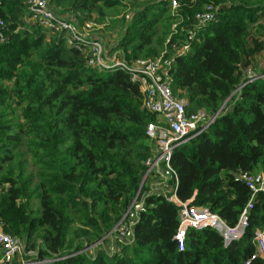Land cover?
I'll return each mask as SVG.
<instances>
[{"label":"trees","instance_id":"obj_1","mask_svg":"<svg viewBox=\"0 0 264 264\" xmlns=\"http://www.w3.org/2000/svg\"><path fill=\"white\" fill-rule=\"evenodd\" d=\"M49 2L56 12L75 15L81 23L111 19L108 30L119 22L113 17L127 10L119 25L124 34L113 50L123 51L130 63L157 58L163 51L171 59L189 45L175 56L173 91L188 102L189 114L220 113L209 129L176 149V195L181 202L194 198L193 203L234 227L251 196L239 176L264 171V77L249 83L247 77L264 54V0H177L176 10L166 0ZM210 4L218 8L217 19L201 27L196 15ZM30 19L27 0H0V20L9 26V41L0 44L4 231L38 249L40 259H59L51 264L248 261L255 232L264 228V192L255 198L240 243L225 247L217 230L189 229L180 251L174 239L179 208L168 200L171 191L149 194L148 182L156 177L141 189L138 202L144 196V207L132 242L112 256L103 248L84 252L103 239L101 245L108 244L107 235L130 209L155 146L147 127L157 115L143 108V95L127 74L88 66V57L64 37ZM35 196L40 198L37 212Z\"/></svg>","mask_w":264,"mask_h":264},{"label":"built area","instance_id":"obj_2","mask_svg":"<svg viewBox=\"0 0 264 264\" xmlns=\"http://www.w3.org/2000/svg\"><path fill=\"white\" fill-rule=\"evenodd\" d=\"M166 1L171 4L172 10L178 9L177 0ZM27 5L31 14L30 21L42 26L49 33L64 37L69 46L88 57V66L107 72L121 71L127 74L130 82L138 85L143 95V108L150 114L157 115V121L147 127V135L155 141V146L152 155L145 162L147 170L140 190L127 214L110 233L111 244L108 247L104 246L105 251L112 256L120 253L123 246L132 242L136 217L144 207V196L140 198V202L138 198L142 187L150 177L156 179L148 182L149 194L167 195L171 191L172 195L168 200L179 208V226L174 239L180 251L185 249L189 229L198 231L215 229L222 236L225 247L240 243L249 227L250 215L255 208V198L260 192H264V171L258 174L243 173L239 176L238 179L251 191V196L234 227L229 226L225 220L209 209L193 203L194 198L181 202L176 195L179 178L172 166L176 149L209 129L220 113L219 111L218 114L208 115L205 110H200L198 113L189 114L187 101L173 91L171 72L175 56L188 51L189 45L183 44L171 59H166L168 52L163 51L157 58L137 59L130 63L126 61L123 51H114V44L108 46L97 35L107 27L106 22L98 23L91 20L81 23L75 15L64 16L56 12L49 0H27ZM217 11V7L207 5L196 15L199 26L204 27L214 23L217 19ZM176 27L177 25H174L172 29ZM8 33L9 26L5 21L0 20V44L9 41ZM194 35L193 33L188 36V42L193 40ZM168 43L169 40L166 44ZM247 77L248 83L258 78L252 70L248 71ZM171 180L173 185L170 183ZM254 246V253L244 264H251L257 259L264 260V228L256 230ZM57 260L59 259H40L38 249L28 248L25 240L4 231V223L0 218V264H51Z\"/></svg>","mask_w":264,"mask_h":264},{"label":"rangeland","instance_id":"obj_3","mask_svg":"<svg viewBox=\"0 0 264 264\" xmlns=\"http://www.w3.org/2000/svg\"><path fill=\"white\" fill-rule=\"evenodd\" d=\"M140 2H142V0H140ZM127 12H128L127 10L121 9L120 12H119L118 14H116L115 17H113V18L119 20V22L117 23V25L115 26V28H111V29H109V30L107 29L109 26H111V25H110L111 19H108L109 21H108V20L104 21V22L107 23V27H106L102 32L99 31V32L97 33V35H98L101 39H103V40L106 42V44H107L108 46H111L112 44H114V43H112V42H115V46H117V44H118V39L124 34L123 31H120V27H119V25L121 24L122 16L125 15ZM94 17H96V16H94ZM115 19H114V20H115ZM94 21H96V22H98V23H102V22L97 21L96 19H94ZM263 21H264V20H263ZM106 29H107V30H106ZM116 52H117V51H116ZM250 70H252V72H253L258 78H260V77H264V76L262 75V71H264V54H260V55L257 56L256 64H255V66H254L252 69H250ZM223 107H224V106H223ZM29 169H31V168H29ZM32 208H33L36 212L39 210V208H40V198H39L38 196H35V197H34V199H33V201H32ZM109 235H110V234H108L107 236H109ZM103 240H104V239H103ZM103 240L100 241L101 244H102ZM100 242L94 244L93 246H90V247L86 248V249L84 250V252H86L87 254H92L91 250H93V251L95 252V250L97 251V250H99V249H101V248L105 249L104 245L99 244ZM110 244H111V242H109V243L106 244L105 246L108 247Z\"/></svg>","mask_w":264,"mask_h":264},{"label":"water","instance_id":"obj_4","mask_svg":"<svg viewBox=\"0 0 264 264\" xmlns=\"http://www.w3.org/2000/svg\"><path fill=\"white\" fill-rule=\"evenodd\" d=\"M235 93H236V92H235ZM235 93H234V94H235ZM187 104H188V102H187ZM221 109H222V108H221Z\"/></svg>","mask_w":264,"mask_h":264},{"label":"bare ground","instance_id":"obj_5","mask_svg":"<svg viewBox=\"0 0 264 264\" xmlns=\"http://www.w3.org/2000/svg\"><path fill=\"white\" fill-rule=\"evenodd\" d=\"M133 221V220H132ZM64 259V258H63ZM60 260H61V258H60Z\"/></svg>","mask_w":264,"mask_h":264}]
</instances>
